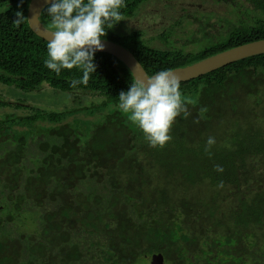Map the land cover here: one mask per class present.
I'll return each instance as SVG.
<instances>
[{
	"label": "trees",
	"instance_id": "16d2710c",
	"mask_svg": "<svg viewBox=\"0 0 264 264\" xmlns=\"http://www.w3.org/2000/svg\"><path fill=\"white\" fill-rule=\"evenodd\" d=\"M31 1L0 0V84L98 100L0 121V264H264V55L180 83L171 140L153 148L118 108L136 83L131 72L103 53L95 71L47 69V42L28 24ZM147 1L120 0L102 40L128 49L149 76L264 40V0H245L260 19L226 22L217 35L197 17L187 53L154 48L141 30L119 35ZM41 21L54 31L46 12ZM81 111L94 115L83 129L69 122ZM26 216L32 232L19 230Z\"/></svg>",
	"mask_w": 264,
	"mask_h": 264
},
{
	"label": "clouds",
	"instance_id": "9594fccd",
	"mask_svg": "<svg viewBox=\"0 0 264 264\" xmlns=\"http://www.w3.org/2000/svg\"><path fill=\"white\" fill-rule=\"evenodd\" d=\"M120 0H52L44 12L54 31L47 43V69L59 74L62 69L84 66L95 71L94 56L102 51L105 27L118 19ZM14 23L24 22L22 12ZM118 108L141 130L150 147L163 148L170 140V129L183 108L180 82L171 70H161L121 91ZM215 143L209 138V146ZM217 171L223 169L217 166Z\"/></svg>",
	"mask_w": 264,
	"mask_h": 264
},
{
	"label": "rangeland",
	"instance_id": "374dc122",
	"mask_svg": "<svg viewBox=\"0 0 264 264\" xmlns=\"http://www.w3.org/2000/svg\"><path fill=\"white\" fill-rule=\"evenodd\" d=\"M248 10L249 6L245 0H148L137 11L136 17L126 19L119 25L117 31L119 35L124 36L141 30L145 34L148 44L154 48H172L174 51L183 50L184 53H187L194 46L193 42H189L187 38L192 37L191 31L197 30L199 27L198 23L194 22L197 17L203 18L202 25L204 27L216 25V29L220 30L207 28V31L211 35H217L224 30L226 22L235 24L241 19H250V21L255 22L261 18L259 14L252 11L248 12ZM97 98L91 93L64 94L46 85L34 93H25L14 87H6L0 84V101L12 105L7 108L0 107V121H5L7 117L18 118L28 115L31 107L48 112L54 110L73 111L80 105L90 107L93 101L98 100ZM93 116L86 111H81L79 114L72 113L69 116V122L77 119L76 126L83 129L84 123L90 126V123L94 121ZM24 219L26 224L23 228L18 229L32 232L34 223L29 216L23 218L21 223L24 222ZM17 224L20 223L17 222ZM142 263L152 264V257H147ZM188 264H197L195 257H192V262Z\"/></svg>",
	"mask_w": 264,
	"mask_h": 264
},
{
	"label": "water",
	"instance_id": "95a60500",
	"mask_svg": "<svg viewBox=\"0 0 264 264\" xmlns=\"http://www.w3.org/2000/svg\"><path fill=\"white\" fill-rule=\"evenodd\" d=\"M52 0H32L28 9V24L31 31L42 40L48 43L51 39L53 30L45 27L41 17L45 9L51 4ZM103 53L117 58L131 72L135 81L146 82L150 77L136 57L125 47L107 40H102ZM264 55V40L242 45L218 55L212 56L195 64L172 70L180 83L189 82L202 76L225 68L236 62L252 57Z\"/></svg>",
	"mask_w": 264,
	"mask_h": 264
}]
</instances>
